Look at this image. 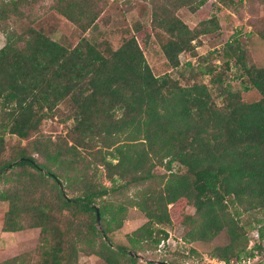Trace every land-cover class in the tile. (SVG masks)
I'll list each match as a JSON object with an SVG mask.
<instances>
[{"label": "trees", "instance_id": "trees-1", "mask_svg": "<svg viewBox=\"0 0 264 264\" xmlns=\"http://www.w3.org/2000/svg\"><path fill=\"white\" fill-rule=\"evenodd\" d=\"M34 1L0 0V201L9 205L3 230L40 228L37 264H79L81 253L136 264L130 251L168 240L173 203L195 208L184 219L187 239L210 241L227 230L230 243L213 256L230 262L264 249V66L247 61L239 38L222 54L227 68L237 66L244 89L261 93L253 102L223 84L224 72L215 74L212 65L187 62L185 85L170 73L156 75L136 35L116 49L85 35L65 45L30 19L24 8ZM196 1L158 0L153 12V32L173 68L182 52L196 55L195 39L220 28L216 16L191 28L176 14L206 0ZM54 7L82 33L102 11L98 0H57ZM256 29L264 40V19ZM200 75L219 84L221 104ZM63 102L71 124L53 139L42 124ZM8 134L18 141L9 143ZM158 166L170 172L158 174ZM129 205L147 221L127 235L128 244H115ZM246 214L253 220L244 222ZM254 226L257 242L248 250ZM2 264L30 263L17 255Z\"/></svg>", "mask_w": 264, "mask_h": 264}, {"label": "rangeland", "instance_id": "rangeland-1", "mask_svg": "<svg viewBox=\"0 0 264 264\" xmlns=\"http://www.w3.org/2000/svg\"><path fill=\"white\" fill-rule=\"evenodd\" d=\"M56 2L57 0H35L32 5L24 9L32 14L30 19L36 26L44 28L52 38L65 45H75L80 36L85 35L99 42L105 40L113 49H116L125 38L136 35L144 55L156 75L170 73L182 85H185L190 81L191 75L186 70L187 62L191 61L193 65L200 63L204 66L212 65L215 68V74L224 72L222 75L223 84L230 85L234 91H239L245 102H253L261 97V93L255 88L244 89V79L241 76L236 77L239 70L234 63L231 62L230 68L225 66L226 57L222 54V48L228 41L237 37L245 51L247 61L264 66V40L258 35L256 29L264 19V2L262 0H206L203 5L194 9L188 5L176 8V14L191 28L197 27L203 19L212 16H216L220 23L218 30L200 35L194 40L196 55L186 52L180 54V65L177 68H173L169 64L161 43L153 32V12L158 0H98L99 8L101 7L102 11L95 26L85 33L80 32L73 22L54 7ZM198 2L197 0L196 3ZM138 23L141 25L140 32L135 30ZM5 42L6 37L0 31V48L4 46ZM215 50L219 52L209 56L205 61L200 59ZM197 79L209 86L212 96L218 104H221V88L218 83L213 82L212 76L200 75ZM70 109L68 102L61 103L56 111V116L43 122V133L51 135L53 139L60 134L64 135L71 124V120L65 121V118L70 114ZM6 138L9 143L18 141L14 135L8 134ZM23 144H26V141ZM177 167L174 163L173 168ZM156 172L164 174L170 171L164 166H158ZM4 186V183H0V188ZM8 207L7 202L0 201V264L17 255L25 256L30 264H37L40 255V228H25L16 232L4 231L3 223ZM169 207L172 210L173 223L167 227L169 230L168 241L162 247L140 250L136 264H151V261L156 264L153 260H164L170 264H201L206 257H213L212 251L215 247L230 243V236L226 229L210 241L187 239L190 227L184 222V219L187 215L194 214L195 208L192 205L174 206L173 203L169 204ZM250 219L253 220L252 216L244 215V222ZM146 221L147 217L139 208L129 205L124 225L112 234L113 243L128 244L127 235ZM257 232L258 227L254 226L248 229V250L253 246V240L257 242ZM175 248H177L176 251ZM253 253L254 255L251 256L250 254L243 255L239 260L234 258L233 262L264 264V249H256ZM79 264L106 263L98 256L81 253Z\"/></svg>", "mask_w": 264, "mask_h": 264}, {"label": "built area", "instance_id": "built-area-1", "mask_svg": "<svg viewBox=\"0 0 264 264\" xmlns=\"http://www.w3.org/2000/svg\"><path fill=\"white\" fill-rule=\"evenodd\" d=\"M258 235V233H257ZM168 241V240H167ZM164 244L161 243L160 247H162ZM245 262V261H243ZM251 262V260H249ZM201 264H241L240 262H227L226 260L220 259L218 257H206L204 261Z\"/></svg>", "mask_w": 264, "mask_h": 264}, {"label": "water", "instance_id": "water-1", "mask_svg": "<svg viewBox=\"0 0 264 264\" xmlns=\"http://www.w3.org/2000/svg\"><path fill=\"white\" fill-rule=\"evenodd\" d=\"M62 191L64 192V196L68 197V195H67V193L65 191V188L62 187ZM100 219H101L100 211H99V208L97 207V223H98V228L102 231V225L100 223ZM130 254L133 255V256H140L139 253H135L133 251H130ZM153 261H155L156 264H170L169 262L164 261V260H153Z\"/></svg>", "mask_w": 264, "mask_h": 264}]
</instances>
